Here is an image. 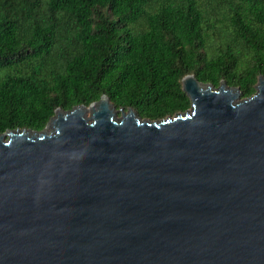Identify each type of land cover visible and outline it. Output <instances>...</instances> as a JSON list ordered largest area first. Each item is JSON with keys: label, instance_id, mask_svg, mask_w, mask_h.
<instances>
[{"label": "water", "instance_id": "obj_1", "mask_svg": "<svg viewBox=\"0 0 264 264\" xmlns=\"http://www.w3.org/2000/svg\"><path fill=\"white\" fill-rule=\"evenodd\" d=\"M181 84L172 117L102 94L0 133V264H264V76Z\"/></svg>", "mask_w": 264, "mask_h": 264}, {"label": "trees", "instance_id": "obj_2", "mask_svg": "<svg viewBox=\"0 0 264 264\" xmlns=\"http://www.w3.org/2000/svg\"><path fill=\"white\" fill-rule=\"evenodd\" d=\"M250 96L264 0H0V133L42 130L102 94L141 118L190 107L181 78Z\"/></svg>", "mask_w": 264, "mask_h": 264}]
</instances>
